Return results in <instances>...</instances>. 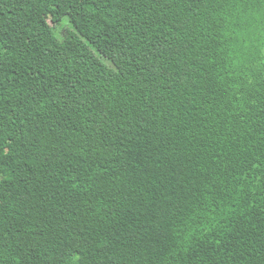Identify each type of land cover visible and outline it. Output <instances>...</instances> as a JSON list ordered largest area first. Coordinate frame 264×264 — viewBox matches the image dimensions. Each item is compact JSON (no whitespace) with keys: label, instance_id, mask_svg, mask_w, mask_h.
I'll return each instance as SVG.
<instances>
[{"label":"trees","instance_id":"16d2710c","mask_svg":"<svg viewBox=\"0 0 264 264\" xmlns=\"http://www.w3.org/2000/svg\"><path fill=\"white\" fill-rule=\"evenodd\" d=\"M0 264H264V0H0Z\"/></svg>","mask_w":264,"mask_h":264},{"label":"rangeland","instance_id":"374dc122","mask_svg":"<svg viewBox=\"0 0 264 264\" xmlns=\"http://www.w3.org/2000/svg\"><path fill=\"white\" fill-rule=\"evenodd\" d=\"M63 25V27H65V28H69V26L67 25V21L66 20H64L63 22H62V24L60 25V26H62ZM61 28L60 27H56V29H55V31L56 32H61Z\"/></svg>","mask_w":264,"mask_h":264}]
</instances>
